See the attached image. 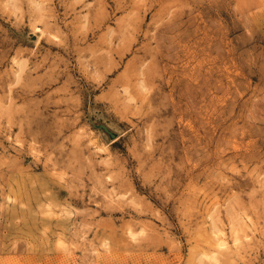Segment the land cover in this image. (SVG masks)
Masks as SVG:
<instances>
[{"label":"rangeland","instance_id":"374dc122","mask_svg":"<svg viewBox=\"0 0 264 264\" xmlns=\"http://www.w3.org/2000/svg\"><path fill=\"white\" fill-rule=\"evenodd\" d=\"M0 264H264V0H0Z\"/></svg>","mask_w":264,"mask_h":264},{"label":"water","instance_id":"95a60500","mask_svg":"<svg viewBox=\"0 0 264 264\" xmlns=\"http://www.w3.org/2000/svg\"><path fill=\"white\" fill-rule=\"evenodd\" d=\"M93 125L102 128L106 133H108L110 138L115 137V133L112 132L105 124H97V125L93 124Z\"/></svg>","mask_w":264,"mask_h":264},{"label":"bare ground","instance_id":"6f19581e","mask_svg":"<svg viewBox=\"0 0 264 264\" xmlns=\"http://www.w3.org/2000/svg\"><path fill=\"white\" fill-rule=\"evenodd\" d=\"M216 243V242H215ZM222 246V245H221Z\"/></svg>","mask_w":264,"mask_h":264}]
</instances>
